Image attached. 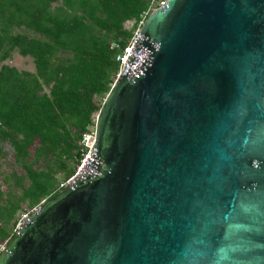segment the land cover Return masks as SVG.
Masks as SVG:
<instances>
[{"label": "water", "instance_id": "95a60500", "mask_svg": "<svg viewBox=\"0 0 264 264\" xmlns=\"http://www.w3.org/2000/svg\"><path fill=\"white\" fill-rule=\"evenodd\" d=\"M96 136L0 264H264V0H166Z\"/></svg>", "mask_w": 264, "mask_h": 264}, {"label": "trees", "instance_id": "16d2710c", "mask_svg": "<svg viewBox=\"0 0 264 264\" xmlns=\"http://www.w3.org/2000/svg\"><path fill=\"white\" fill-rule=\"evenodd\" d=\"M153 0H0V156L9 144L30 184L13 201L0 187V255L15 236L17 213L59 195L82 158L119 70L118 49L152 13ZM158 5H155L157 7ZM33 58L36 70L5 61ZM23 180V178H21Z\"/></svg>", "mask_w": 264, "mask_h": 264}, {"label": "rangeland", "instance_id": "374dc122", "mask_svg": "<svg viewBox=\"0 0 264 264\" xmlns=\"http://www.w3.org/2000/svg\"><path fill=\"white\" fill-rule=\"evenodd\" d=\"M125 27L131 29L130 24L125 23ZM5 63L16 66L20 70L33 72L36 70L33 58L22 56L18 52L13 53L12 58L5 61ZM3 147L4 152L0 156V187L5 192V197H10L11 200L16 201L23 194V190L29 186L30 180L21 165L16 162L12 147L9 144H3ZM58 176L57 185L58 188H61L63 179L60 174ZM39 207L40 205L31 209L28 202L25 201L22 204V210L17 213L16 219L20 222L14 228V231L17 232L18 225L23 222L27 215ZM4 248L5 246L3 245L1 250L3 251Z\"/></svg>", "mask_w": 264, "mask_h": 264}, {"label": "built area", "instance_id": "2783aa9c", "mask_svg": "<svg viewBox=\"0 0 264 264\" xmlns=\"http://www.w3.org/2000/svg\"><path fill=\"white\" fill-rule=\"evenodd\" d=\"M165 4H166V0H153L152 5H151L152 6V12L155 11L157 8L165 5ZM155 5H158V6L155 7ZM146 19H147V14L138 23V25H135L131 21L125 22L127 24H130L131 29H129V30H132V35L124 47L118 41H113L111 43V48L119 50L117 55H116V61L119 63V70H118V73L116 75L115 82H114L113 86L119 80V78L122 74V71L125 69V64H126L127 58H128L131 50L133 49V46L135 45L136 41L138 40V38L141 34L142 27H143ZM96 121H97V118L95 119L94 125H91L89 127V130H87L86 132L83 133L82 138L80 140V145L82 147L81 161L77 166L76 172L67 181H65L61 184V188L66 187L70 183V181H72L75 177H78V175L81 173V171L83 170L85 165L89 163L88 158L90 157V154H91V152L95 146L96 140H97ZM27 217H28V215H27ZM22 223H20L18 225L17 230L22 225Z\"/></svg>", "mask_w": 264, "mask_h": 264}]
</instances>
